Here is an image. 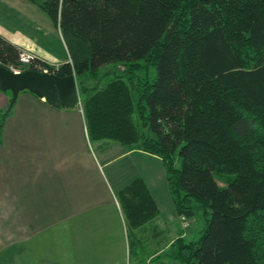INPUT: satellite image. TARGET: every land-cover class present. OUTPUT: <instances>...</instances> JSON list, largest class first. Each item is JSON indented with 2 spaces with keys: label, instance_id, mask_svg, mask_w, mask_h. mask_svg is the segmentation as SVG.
Segmentation results:
<instances>
[{
  "label": "trees",
  "instance_id": "1",
  "mask_svg": "<svg viewBox=\"0 0 264 264\" xmlns=\"http://www.w3.org/2000/svg\"><path fill=\"white\" fill-rule=\"evenodd\" d=\"M37 6L73 38L77 57L57 67L35 59L23 69L73 74L89 141L111 140L159 157L177 218H204L199 236L179 234L166 258L264 264V0H46ZM19 51L0 35L1 66L18 65ZM114 63L125 70L104 86L78 79ZM7 114L0 112V133ZM214 173L234 176L220 186ZM117 199L131 229L158 214L140 178Z\"/></svg>",
  "mask_w": 264,
  "mask_h": 264
},
{
  "label": "crops",
  "instance_id": "2",
  "mask_svg": "<svg viewBox=\"0 0 264 264\" xmlns=\"http://www.w3.org/2000/svg\"><path fill=\"white\" fill-rule=\"evenodd\" d=\"M56 28L36 3L0 0V35L55 67L71 59L47 46ZM10 98L0 91V112ZM7 112L0 133V264H175L166 258L169 244L159 248L160 223L180 228L159 157L111 140L90 142L78 105L56 108L22 91ZM137 178L158 214L131 229L117 192Z\"/></svg>",
  "mask_w": 264,
  "mask_h": 264
},
{
  "label": "water",
  "instance_id": "3",
  "mask_svg": "<svg viewBox=\"0 0 264 264\" xmlns=\"http://www.w3.org/2000/svg\"><path fill=\"white\" fill-rule=\"evenodd\" d=\"M0 91L11 94L7 111L22 91L34 94L56 108H74L79 104L77 81L73 74L61 77L36 70L13 73L0 65Z\"/></svg>",
  "mask_w": 264,
  "mask_h": 264
},
{
  "label": "rangeland",
  "instance_id": "4",
  "mask_svg": "<svg viewBox=\"0 0 264 264\" xmlns=\"http://www.w3.org/2000/svg\"><path fill=\"white\" fill-rule=\"evenodd\" d=\"M38 4L43 3L42 1H37ZM37 4V5H38ZM39 19V17H36ZM46 18V17H45ZM55 25V24H54ZM56 26V25H55ZM55 35H52V31L49 34V43L47 46H49V50L53 54H58L61 56H66L68 59L73 58L76 60L77 55H74V51L76 50V45L74 43V40L72 37L67 36L66 34H62L61 31L57 28L55 29ZM55 36V37H53ZM51 65V64H49ZM54 66V65H51ZM125 67L122 64L114 63V64H108L103 67H101L98 70V73L96 74V77H90L88 75H82L79 76L78 79L81 80L84 85L87 87H94L96 84H99V86H104L107 79H110L114 76V74H121L124 72ZM145 72L141 71L138 73L139 77L144 76ZM149 79L152 80L156 76V72L154 68L149 69ZM80 106V102L78 104ZM215 179L217 180L218 184L220 186H226L227 182L233 178L234 175H219L218 173L213 174ZM225 178H224V177ZM166 212V211H165ZM190 226L186 230H182L181 228H178V222H175V226L171 224H164L160 223L159 225V248H165L168 245V248L172 241L175 240V238L182 234L185 239H196L199 236V232L204 227V218L201 216L200 213L196 214L194 218L189 220ZM171 242V243H170ZM153 247V246H152ZM148 248H151L149 246ZM167 248V251H168ZM144 264V262L142 263ZM175 264H178L175 262Z\"/></svg>",
  "mask_w": 264,
  "mask_h": 264
},
{
  "label": "built area",
  "instance_id": "5",
  "mask_svg": "<svg viewBox=\"0 0 264 264\" xmlns=\"http://www.w3.org/2000/svg\"><path fill=\"white\" fill-rule=\"evenodd\" d=\"M35 59H40V58L35 56L33 53H31L29 51L20 50L19 54H18V63L19 64L16 66L11 65L8 67V69L10 71H12L13 73H20V72L24 71V69H23L24 66L29 65ZM40 60H42V59H40ZM40 71L50 73V72H48V70L46 68H41ZM179 222H180V227L182 230H186L190 226L189 220L185 216L179 217Z\"/></svg>",
  "mask_w": 264,
  "mask_h": 264
}]
</instances>
